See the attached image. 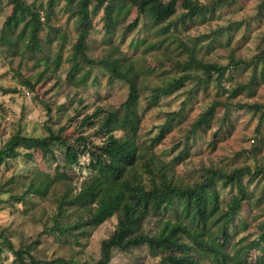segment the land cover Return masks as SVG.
Instances as JSON below:
<instances>
[{"label":"rangeland","instance_id":"374dc122","mask_svg":"<svg viewBox=\"0 0 264 264\" xmlns=\"http://www.w3.org/2000/svg\"><path fill=\"white\" fill-rule=\"evenodd\" d=\"M22 1L40 14L41 48L31 51L29 37L22 34L32 16L28 13L18 25L8 27L5 23L13 4L0 0V149L18 132L45 137L61 131L67 139L84 134L101 143L97 126L81 121L102 107L123 120L130 116L140 121L141 140L156 135L161 125L169 126L156 151L170 163L168 179L175 184L202 182L210 169L229 173L245 166L264 168V0H221L224 3L191 17H183L186 10L179 0L176 14L159 25L131 8L120 16L111 33L102 10L90 16L86 60L76 54L79 32L73 6L66 0ZM194 1L213 5L217 0ZM137 39H145V43L135 47ZM192 56L229 68L222 76L212 74L206 82L192 76L179 90L151 100L155 87L184 73L177 63ZM115 59L123 69L131 64L138 73V94L130 100V81L113 75L104 64ZM233 59L243 62L233 65ZM193 71L203 74L200 68ZM215 102L218 105L209 121L193 130ZM116 135L124 132L116 131ZM48 145H22L19 156L0 163V264H19L9 242L15 248L34 243L32 254L39 260L63 257L70 264H96L103 240L122 220L120 210L98 227L80 226L94 211L93 199L85 198L63 208L59 224L71 230H50L60 199L64 194H76L90 169L88 155L79 164L69 165L64 161V147L55 145L47 152ZM144 177L148 186L160 184V177L150 178L146 172ZM209 178L216 179L212 174ZM243 183L247 198L226 245L232 253L260 237L264 222V172L245 175ZM36 187L48 190L34 192ZM218 187L225 209L237 191L236 183L224 186L218 181ZM28 189L32 192L20 199ZM159 219L141 213L133 229L144 228L153 234ZM242 221L247 225L240 224ZM187 259L175 249L154 253L143 245L130 251L113 250L109 264H177ZM246 259L249 264H264V250L253 249ZM202 264L213 262L206 259Z\"/></svg>","mask_w":264,"mask_h":264},{"label":"trees","instance_id":"16d2710c","mask_svg":"<svg viewBox=\"0 0 264 264\" xmlns=\"http://www.w3.org/2000/svg\"><path fill=\"white\" fill-rule=\"evenodd\" d=\"M55 1V0H51ZM73 6L78 25L79 37L76 43V54L87 59L86 48L88 38V26L91 23V14L104 11L105 25L107 32L111 33L116 27L121 15H126L131 8L149 19L154 25L168 22L177 11L179 0H66ZM183 17L196 16L213 6L220 5L224 1L217 0L213 5H201L194 0H181ZM13 4L12 14L6 21V26L13 27L22 22L26 14L32 18L26 22L22 34L28 36L27 47L31 51L41 48L39 32L41 30L40 14L28 7L22 0H11ZM139 43H145V39L133 41L137 47ZM231 64L239 65L243 61H235ZM106 67L110 68L113 75L128 79L131 83L132 95L138 94L136 79L138 73L133 65L128 64L123 69L120 60L104 61ZM177 67L184 72L174 81L154 88L151 100L160 98L162 94L173 93L184 86L185 82L192 76H197L200 82L208 81L212 74L224 75L229 68L228 65L204 62L195 56L188 61H179ZM194 68H200L202 75L194 73ZM218 102H215L209 110L202 115L194 124L193 130L199 124L209 121ZM257 107L259 105H256ZM81 124L97 126V133L101 135L102 142L96 143L89 135L80 134L74 139H67L62 132L57 134L51 132L49 136L35 137L16 133L6 145L0 149V163L8 158H15L20 155L19 147L28 143H48L45 147L47 152L53 151V146L64 147L65 164L77 165L82 156H89L88 168L90 174L84 179L80 190L70 197L64 194L58 205V213L55 223L50 230L68 232L69 227L59 224L63 208L74 200L92 198L94 211L92 216L80 226L92 225L98 227L107 219L114 216L121 210L122 220L115 228L110 237L102 242L101 256L96 264H109L112 259L113 250L130 251L136 247L147 245L154 253L161 251L178 250L182 255L188 256L187 261L177 264H202L206 259L213 264H249L246 256L253 249H262L261 241L264 239V222L261 236L251 240L244 246V250L238 248L232 253L226 248L230 238L237 228L236 218L239 216L243 204L247 198L246 187L243 183L245 175L257 176L264 172L263 167L250 166L235 168L226 173L220 169H210L215 180L210 175L202 182L192 185L181 186L168 179V162L160 158L156 151L162 140L166 137L170 128L163 124L159 132L146 139L139 138L140 121L127 116L124 120L114 111L102 107L92 115H86ZM116 131H123V136H117ZM139 168L143 172H139ZM146 175L160 177L158 185L148 186L145 184ZM159 174V176H158ZM218 181L224 186L236 183V192L233 193L223 208L222 193L218 187ZM34 192H45L48 187H36ZM25 191L20 199H25ZM160 216L158 228L153 234L148 233L144 228L133 229L139 214ZM246 226V221H242ZM34 244V243H33ZM33 244L26 248H15L9 242L19 264H70L69 260L58 257L52 261L36 259L32 254ZM1 253V251H0ZM28 259L30 261H28ZM163 261H169L163 259ZM162 261V262H163ZM176 264V263H174Z\"/></svg>","mask_w":264,"mask_h":264}]
</instances>
